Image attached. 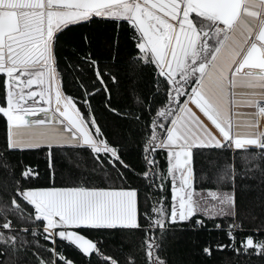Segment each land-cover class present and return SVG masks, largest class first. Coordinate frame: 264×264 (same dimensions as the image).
Here are the masks:
<instances>
[{"label": "snow or ice", "instance_id": "6c2138e0", "mask_svg": "<svg viewBox=\"0 0 264 264\" xmlns=\"http://www.w3.org/2000/svg\"><path fill=\"white\" fill-rule=\"evenodd\" d=\"M171 8L160 0H0V264H76L63 247L91 264L108 243L94 232L121 251L151 246L148 264H169L159 252L170 237L205 230L228 242H201L204 256L214 247L264 264V0H235L222 19L189 0ZM94 23L117 33L127 24V39L118 34L94 55L85 36L89 50L63 65L61 37ZM144 74L158 87L139 88ZM241 106L255 109L247 123L237 118ZM35 152L46 155L43 185L39 169L21 160ZM58 152L68 174L57 171ZM41 196L67 202L46 207ZM126 210L133 223L72 216ZM237 230L245 233L239 244Z\"/></svg>", "mask_w": 264, "mask_h": 264}, {"label": "trees", "instance_id": "16d2710c", "mask_svg": "<svg viewBox=\"0 0 264 264\" xmlns=\"http://www.w3.org/2000/svg\"><path fill=\"white\" fill-rule=\"evenodd\" d=\"M128 29V25L125 24L120 29L119 33H117L115 25H105V24H85L83 27H73L70 31L64 33L61 37L60 43L62 45V64L66 65L69 62L75 63V61L80 57L82 51H88L87 44L83 42V38L85 36L91 41V51L93 54H97L98 51L100 52H108L110 46L115 44V38L119 34L121 41L127 39L125 36V32ZM82 50V51H81ZM114 50V49H113ZM122 52L125 51V46L121 45ZM134 58V57H133ZM103 59V57H101ZM103 70V69H102ZM121 73L124 74L125 69L122 67L120 69ZM74 75V74H73ZM150 78L147 74H144L141 79L138 81V87L142 89H149V88H156L158 85L150 83ZM78 82V81H77ZM83 89L81 88V92ZM100 98L97 97L96 100L93 101V107L97 110V112L101 111L103 105L97 103ZM117 97L113 96V102L115 103ZM102 125H106L108 130L113 136H118L120 134L121 129L112 126V121L110 118L105 117L102 120ZM239 151V150H238ZM58 158L57 163V171L58 173L68 174V172L72 171L65 167L61 169L60 165L64 163V160L61 158V153H56ZM79 155L82 156L84 159L81 161L83 164H86L88 167L91 166V161L88 159V153L84 150H79ZM129 162H135V153L133 152L129 157ZM162 159V158H160ZM22 162L27 165L31 164L33 168H38L40 172V181L39 184L43 185L45 183V171L47 168L46 164V155L44 153H32V154H25L21 157ZM240 161H237V167H240ZM59 178V177H58ZM51 183V181H47ZM197 190H201V185L197 183L195 185ZM204 194L207 193V188L202 189ZM145 193H141L143 196ZM222 225L225 226V231H227V221H219ZM209 227H212V223L209 222ZM246 231L251 232V228H247L246 224ZM244 232L237 230V235L235 238V242L239 244L241 237L244 235ZM89 236L93 240H100V241H108V243H101L100 249L102 253L101 260H97L95 256L92 258L91 264H116L118 261L119 264H130L129 256L133 257L135 260V264H148L149 259H156V252L155 249L152 250L151 254L149 253V248L151 246H144V247H137L135 249L125 248L124 251H121L119 248L114 247L113 237H111L107 233H89ZM41 242L42 238H41ZM201 242H211L213 245L217 242L220 243H227L228 237L224 235L223 232H208L203 231L199 233L197 236L193 237L191 232H177L175 234V239L170 237L168 246L166 250L160 249L159 254L167 258L169 264L173 260L182 262V264H260L259 261L255 259L249 260L248 258L241 257L237 259L235 255H229L227 251L225 252H218L213 247V254L211 258L204 256L200 251V243ZM61 246L57 244V249L60 250ZM63 252L66 256L70 259L75 260L76 264H84L81 260V257L78 255L76 251L69 247H63ZM115 257V259H111Z\"/></svg>", "mask_w": 264, "mask_h": 264}, {"label": "water", "instance_id": "95a60500", "mask_svg": "<svg viewBox=\"0 0 264 264\" xmlns=\"http://www.w3.org/2000/svg\"><path fill=\"white\" fill-rule=\"evenodd\" d=\"M189 2L197 11L213 19H222L230 14L235 4V0H189ZM69 236L74 237V242L82 247H87L89 244V241L82 236L74 233H69Z\"/></svg>", "mask_w": 264, "mask_h": 264}, {"label": "rangeland", "instance_id": "374dc122", "mask_svg": "<svg viewBox=\"0 0 264 264\" xmlns=\"http://www.w3.org/2000/svg\"><path fill=\"white\" fill-rule=\"evenodd\" d=\"M194 10H196V9H194ZM206 194L207 193H205V195ZM40 199H41V203L46 202L47 205H45L43 203L46 207H48V206L56 207V206L63 205L67 202V200L65 198H60V197L41 196ZM124 213L125 214H118V215L113 216L110 214H104V213H100V212H89V213H73L72 216L74 219L80 218V219H86V220H92V221L101 218V216H105L106 218L114 219V220H117L120 222H130V220H131L132 216H134V214H132V212L128 211V210H126Z\"/></svg>", "mask_w": 264, "mask_h": 264}, {"label": "crops", "instance_id": "0c3cea01", "mask_svg": "<svg viewBox=\"0 0 264 264\" xmlns=\"http://www.w3.org/2000/svg\"><path fill=\"white\" fill-rule=\"evenodd\" d=\"M160 2L162 4H164L165 7H167L169 9V12H174L175 9L171 8V4L174 3V0H160ZM195 9V8H194ZM201 13V12H200ZM203 14V13H201ZM204 15V14H203ZM245 92L244 89H240L239 90V93L241 95H243ZM255 112V109H252V108H249V107H246V106H241L237 109V118L238 120L241 122V123H247L248 121H250L252 119V116H253V113ZM45 205L46 202H43ZM48 207H54V206H48ZM120 214H125L124 212L123 213H120ZM133 214V213H132ZM125 221V220H124ZM134 222V216H132L130 222L128 223H133Z\"/></svg>", "mask_w": 264, "mask_h": 264}]
</instances>
